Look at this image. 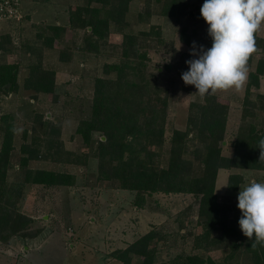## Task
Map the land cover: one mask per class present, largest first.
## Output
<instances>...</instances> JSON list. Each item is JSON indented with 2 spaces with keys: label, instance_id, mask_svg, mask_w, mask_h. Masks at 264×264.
<instances>
[{
  "label": "trees",
  "instance_id": "1",
  "mask_svg": "<svg viewBox=\"0 0 264 264\" xmlns=\"http://www.w3.org/2000/svg\"><path fill=\"white\" fill-rule=\"evenodd\" d=\"M153 1L162 6L161 15L178 22L191 5L190 0H145V12H138L136 16L143 21L149 18L147 24L152 15L158 13L152 9ZM131 2L85 0L71 5L69 10L72 29L85 30L81 46H78L83 51L96 54L112 34L121 33L123 37L121 61L114 64L116 75L95 80L90 109L80 118L76 133L81 139V150L68 149L61 137L60 125L36 112L33 117L38 125L32 129L31 141L21 145L23 178L10 182L8 172L15 149L14 118L11 114L1 115L0 240L8 242L17 235L35 237L41 233V229L32 227L35 218L21 210V202L30 185L49 188L77 184V175L73 172L32 167L30 162L44 160L89 166L91 154L84 151L87 146L97 154L98 179L109 181L112 187L136 192L138 206L152 204L151 197L156 192L192 194L199 201L195 228L182 233L183 223L172 233L152 228L128 245L112 251V257L121 264H264V247L258 245L253 249L252 241L240 230L242 214L237 205L221 200L216 191L218 172L222 168L264 170L257 147L258 141L264 138V94L259 92L252 97V89L260 86L261 76H264V61L258 60L249 73L248 95L237 136L232 142V155L222 152L230 107L217 95L204 99L197 96L191 103L186 129H174L167 147L168 98L160 94L162 88L158 79L154 80L156 75L148 69V52L145 51L153 41L151 36L155 35L153 24L135 34L130 27ZM35 26L37 31L21 46L26 53L42 54L44 47H54V34H62L71 28L46 26L42 30ZM183 34V43L190 45V36L187 38ZM0 36V50H8L12 38L9 34ZM156 37L155 41H164L161 34ZM209 41L212 46L210 36ZM257 44L263 45L264 52L263 36L257 37ZM190 59L193 56L184 52L178 68L181 77L189 70L186 61ZM34 63L32 61L31 73L24 81V89L35 95L53 94L56 71L42 62ZM181 81L184 88L192 86L185 85L182 78ZM20 85L16 64L0 63V91L19 92ZM96 133L99 136L96 137ZM242 181L241 175L232 174L228 189L238 190ZM12 199L17 203L11 204ZM184 214L188 215L185 211L178 214V221H182ZM189 238L193 239L194 248L185 254V241ZM180 239L183 241L180 250L168 260H159L164 249L160 242L167 248L169 241L172 246H178ZM212 250H220L222 258L214 259L209 254Z\"/></svg>",
  "mask_w": 264,
  "mask_h": 264
},
{
  "label": "rangeland",
  "instance_id": "2",
  "mask_svg": "<svg viewBox=\"0 0 264 264\" xmlns=\"http://www.w3.org/2000/svg\"><path fill=\"white\" fill-rule=\"evenodd\" d=\"M22 0V18L17 22L0 23V35L9 34L12 45L8 50H0V63L16 64L19 68V92L0 91V117L11 114L15 126L14 144L11 165L8 172L10 182H18L23 178L21 170V145L31 141L32 129L38 125L34 114L40 112L52 119L61 128V137L70 150H81V139L76 133L81 116L90 109L93 100L95 80L98 77L116 75L114 64L122 57V35L114 33L100 51H83L81 46L85 30H74L70 26L71 5L84 3L85 0ZM151 2V4H153ZM204 0H190V7L185 16L178 22L173 18L161 15L162 6L154 3L150 23L136 16L146 10L145 0H132L130 10L131 29L135 34L152 26L154 36H151L148 52V69L155 74L162 88L160 94L168 98V120L166 146L172 137L174 129L185 130L188 125L190 106L197 100V90L194 86L182 87L181 75L178 70L184 52H191L193 42L197 50L203 46L211 48L208 35V25L200 15ZM132 14V13H131ZM141 18V17H140ZM177 23H176V22ZM48 26H70L56 37L54 47H44L41 53H26L21 47L37 31ZM49 30V29H48ZM183 32L190 36L191 44L183 42ZM162 35L164 41L157 42L156 36ZM259 36L264 37V31ZM1 38V36H0ZM181 45V47H180ZM180 47V48H179ZM260 51L249 61V73L256 62L264 61L263 45ZM179 49V50H178ZM28 58L42 62L46 67L56 71L55 92L53 94L35 95L24 89V81L31 73V63ZM198 58V56L193 59ZM30 62V63H29ZM248 82L241 92H218V99L229 105V117L223 142V154H233L232 142L235 140L244 114V102L248 95ZM264 94V76H261L260 86L252 89L255 93ZM1 122V120H0ZM3 130L0 124V131ZM25 131L27 134L25 135ZM1 136V135H0ZM99 136L98 133L95 135ZM1 139V138H0ZM85 147V146H84ZM91 159L89 166L74 164H59L52 161L33 160L32 167H44L54 170H66L77 175L75 186L45 187L40 184L30 185L21 202V210L35 218L32 227L41 229L35 237L14 236L8 242L0 240V264H121L111 255L116 248L124 247L139 236L151 230L159 229L165 233L177 231L180 223L181 233L189 228H195L199 201L192 194L183 193H154L152 204L138 206L135 203L137 193L132 190L112 187L109 181L98 179V159L95 150L85 147ZM232 174L243 177L240 187L251 181L264 182V170L222 168L218 172L216 191L221 200L238 204L240 187L236 191L228 189ZM148 197V196H147ZM17 203L16 199L11 204ZM190 207V208H189ZM185 217L178 221V214L183 212ZM190 213V214H189ZM163 246L159 260H168L176 254L183 244L180 239L178 246ZM185 254L192 252L193 239L185 241ZM194 248V247H193ZM214 259L222 258L220 250L209 252Z\"/></svg>",
  "mask_w": 264,
  "mask_h": 264
},
{
  "label": "clouds",
  "instance_id": "3",
  "mask_svg": "<svg viewBox=\"0 0 264 264\" xmlns=\"http://www.w3.org/2000/svg\"><path fill=\"white\" fill-rule=\"evenodd\" d=\"M200 15L208 25L212 46L197 50L193 42L190 55L198 58L186 61L189 70L182 73L184 84L194 86V94L201 99L218 92L243 91L249 61L260 51L257 37L264 31V0H204ZM257 147L259 161H264V138ZM237 199L241 232L252 241L253 249L264 247V182L240 187Z\"/></svg>",
  "mask_w": 264,
  "mask_h": 264
},
{
  "label": "built area",
  "instance_id": "4",
  "mask_svg": "<svg viewBox=\"0 0 264 264\" xmlns=\"http://www.w3.org/2000/svg\"><path fill=\"white\" fill-rule=\"evenodd\" d=\"M22 6V0H0V23L21 19Z\"/></svg>",
  "mask_w": 264,
  "mask_h": 264
},
{
  "label": "crops",
  "instance_id": "5",
  "mask_svg": "<svg viewBox=\"0 0 264 264\" xmlns=\"http://www.w3.org/2000/svg\"><path fill=\"white\" fill-rule=\"evenodd\" d=\"M32 3H34V1H31Z\"/></svg>",
  "mask_w": 264,
  "mask_h": 264
}]
</instances>
